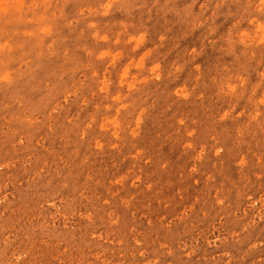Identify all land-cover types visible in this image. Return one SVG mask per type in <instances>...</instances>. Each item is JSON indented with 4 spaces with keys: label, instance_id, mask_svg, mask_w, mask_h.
Here are the masks:
<instances>
[{
    "label": "rangeland",
    "instance_id": "obj_1",
    "mask_svg": "<svg viewBox=\"0 0 264 264\" xmlns=\"http://www.w3.org/2000/svg\"><path fill=\"white\" fill-rule=\"evenodd\" d=\"M0 264H264V0H0Z\"/></svg>",
    "mask_w": 264,
    "mask_h": 264
},
{
    "label": "bare ground",
    "instance_id": "obj_2",
    "mask_svg": "<svg viewBox=\"0 0 264 264\" xmlns=\"http://www.w3.org/2000/svg\"><path fill=\"white\" fill-rule=\"evenodd\" d=\"M10 93V92H9ZM125 114V113H124ZM128 115V114H127ZM105 118V117H104ZM115 118V117H114ZM124 118V117H123ZM127 119V118H126ZM124 120V119H123ZM30 121V120H29ZM105 122V121H104ZM127 122V121H126ZM84 123H85V121H84ZM117 123V122H116ZM119 124V123H118ZM82 125V124H81ZM117 127H119V126H117ZM126 131V130H125ZM95 138V137H94ZM126 138V137H125ZM91 139V138H90ZM106 139V138H105ZM98 141V140H97ZM146 143V142H145ZM100 144V143H99ZM102 144V143H101ZM24 157V156H23ZM6 164V163H5ZM23 166V165H22Z\"/></svg>",
    "mask_w": 264,
    "mask_h": 264
}]
</instances>
